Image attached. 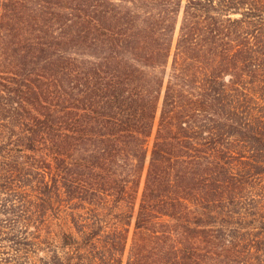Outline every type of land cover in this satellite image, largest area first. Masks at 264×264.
Returning <instances> with one entry per match:
<instances>
[{
    "label": "trees",
    "instance_id": "1",
    "mask_svg": "<svg viewBox=\"0 0 264 264\" xmlns=\"http://www.w3.org/2000/svg\"><path fill=\"white\" fill-rule=\"evenodd\" d=\"M0 254L264 264V0H0Z\"/></svg>",
    "mask_w": 264,
    "mask_h": 264
},
{
    "label": "rangeland",
    "instance_id": "2",
    "mask_svg": "<svg viewBox=\"0 0 264 264\" xmlns=\"http://www.w3.org/2000/svg\"><path fill=\"white\" fill-rule=\"evenodd\" d=\"M181 22H182V15L180 16V19H179V26L181 25ZM179 26H178V30H177V33H176L174 47L176 45V42H177L178 36H179V30H180ZM162 105H163V99L161 101L160 110H159V113H158V116H157V120H156V129H157L158 125H159L160 113H161ZM0 264H17V263L13 259H11V257H9L7 255L0 254Z\"/></svg>",
    "mask_w": 264,
    "mask_h": 264
}]
</instances>
